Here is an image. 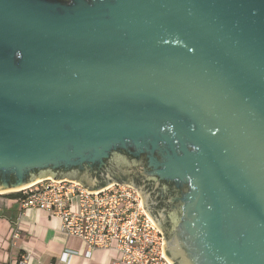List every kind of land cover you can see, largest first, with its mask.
Returning <instances> with one entry per match:
<instances>
[{
    "label": "water",
    "instance_id": "obj_1",
    "mask_svg": "<svg viewBox=\"0 0 264 264\" xmlns=\"http://www.w3.org/2000/svg\"><path fill=\"white\" fill-rule=\"evenodd\" d=\"M47 176L134 187L172 264H264V0H0V193Z\"/></svg>",
    "mask_w": 264,
    "mask_h": 264
},
{
    "label": "built area",
    "instance_id": "obj_2",
    "mask_svg": "<svg viewBox=\"0 0 264 264\" xmlns=\"http://www.w3.org/2000/svg\"><path fill=\"white\" fill-rule=\"evenodd\" d=\"M14 194L22 211L37 208L58 218L64 234L86 244V255L102 249L113 251L119 264H172L164 253L163 235L134 187L113 182L88 191L80 183L47 176ZM68 256L62 253L61 260ZM18 264H25V257Z\"/></svg>",
    "mask_w": 264,
    "mask_h": 264
},
{
    "label": "crops",
    "instance_id": "obj_3",
    "mask_svg": "<svg viewBox=\"0 0 264 264\" xmlns=\"http://www.w3.org/2000/svg\"><path fill=\"white\" fill-rule=\"evenodd\" d=\"M14 192L0 193V264H119L113 251L92 249L61 230V221L37 208L21 210ZM17 233L14 236V233ZM70 253L61 260L62 253Z\"/></svg>",
    "mask_w": 264,
    "mask_h": 264
},
{
    "label": "trees",
    "instance_id": "obj_4",
    "mask_svg": "<svg viewBox=\"0 0 264 264\" xmlns=\"http://www.w3.org/2000/svg\"><path fill=\"white\" fill-rule=\"evenodd\" d=\"M131 177H132L131 175H126V176L123 177L122 181L123 182H130L131 181ZM134 184H135L136 187H138L140 185V183L136 179L134 180ZM14 196H16V195H14Z\"/></svg>",
    "mask_w": 264,
    "mask_h": 264
},
{
    "label": "flooded vegetation",
    "instance_id": "obj_5",
    "mask_svg": "<svg viewBox=\"0 0 264 264\" xmlns=\"http://www.w3.org/2000/svg\"><path fill=\"white\" fill-rule=\"evenodd\" d=\"M152 201L153 200L151 199V197H149L147 203H148L150 210L153 212L155 210V207L152 206Z\"/></svg>",
    "mask_w": 264,
    "mask_h": 264
}]
</instances>
